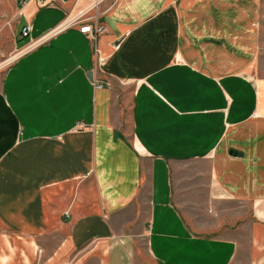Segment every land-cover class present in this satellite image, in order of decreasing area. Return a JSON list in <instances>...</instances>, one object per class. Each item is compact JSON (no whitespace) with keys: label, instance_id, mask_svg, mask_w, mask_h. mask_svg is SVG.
Returning a JSON list of instances; mask_svg holds the SVG:
<instances>
[{"label":"crops","instance_id":"0c3cea01","mask_svg":"<svg viewBox=\"0 0 264 264\" xmlns=\"http://www.w3.org/2000/svg\"><path fill=\"white\" fill-rule=\"evenodd\" d=\"M9 1L0 264H137V237L155 264H231L228 209L264 201V0Z\"/></svg>","mask_w":264,"mask_h":264},{"label":"rangeland","instance_id":"374dc122","mask_svg":"<svg viewBox=\"0 0 264 264\" xmlns=\"http://www.w3.org/2000/svg\"><path fill=\"white\" fill-rule=\"evenodd\" d=\"M11 4L9 0H0V57L2 60L8 59L14 49H13V32H12V24L14 20V14L11 13ZM7 13V15L5 14ZM11 13V14H9ZM24 40H20L18 43L21 45ZM191 166H197V172L192 173V177L190 180L206 182L207 175L205 169L207 168L206 162H189ZM212 189V188H211ZM216 188L214 191L216 192ZM218 195V193H217ZM235 207H230L228 210L230 213H227L228 216H232L233 212H237V208H244L246 215V222L243 226L245 229V235L243 237V241L240 244V247L237 253L234 255L231 264H252L253 257L255 258V254L263 255L264 248L258 249V243L261 239L254 240L255 245H253V238L251 236V229L253 226L252 221L258 220L262 224H264V201H247L242 204H236ZM235 210V211H234ZM255 224V223H254ZM134 261L137 264H155L152 260L151 256H149L146 248H145V240L142 237L135 238V250H134Z\"/></svg>","mask_w":264,"mask_h":264},{"label":"built area","instance_id":"2783aa9c","mask_svg":"<svg viewBox=\"0 0 264 264\" xmlns=\"http://www.w3.org/2000/svg\"><path fill=\"white\" fill-rule=\"evenodd\" d=\"M26 0L23 1V3ZM67 23H71L73 25H78V29L81 33L88 35L90 38L95 39L98 34L103 32L105 28L98 23H94L92 19L88 17H82L77 16L71 20H69ZM30 27L23 28L22 34L25 36L29 33ZM97 87H101L100 84H97Z\"/></svg>","mask_w":264,"mask_h":264},{"label":"water","instance_id":"95a60500","mask_svg":"<svg viewBox=\"0 0 264 264\" xmlns=\"http://www.w3.org/2000/svg\"><path fill=\"white\" fill-rule=\"evenodd\" d=\"M88 77L91 78V73L88 74Z\"/></svg>","mask_w":264,"mask_h":264}]
</instances>
